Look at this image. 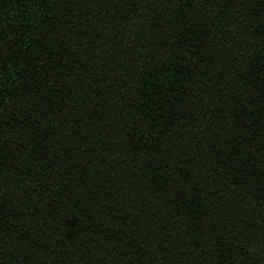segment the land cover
<instances>
[{"label": "trees", "instance_id": "1", "mask_svg": "<svg viewBox=\"0 0 264 264\" xmlns=\"http://www.w3.org/2000/svg\"><path fill=\"white\" fill-rule=\"evenodd\" d=\"M0 264H264V0H0Z\"/></svg>", "mask_w": 264, "mask_h": 264}]
</instances>
